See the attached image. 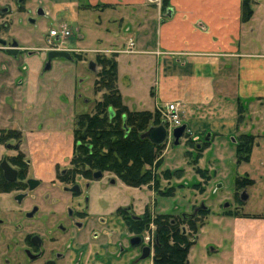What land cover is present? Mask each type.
Listing matches in <instances>:
<instances>
[{
    "label": "flooded vegetation",
    "instance_id": "obj_1",
    "mask_svg": "<svg viewBox=\"0 0 264 264\" xmlns=\"http://www.w3.org/2000/svg\"><path fill=\"white\" fill-rule=\"evenodd\" d=\"M16 1L17 8L21 9L25 0ZM38 11L44 13L42 9ZM8 12V7H0V14L5 13L4 15L7 16ZM4 23L3 16L0 19V34L1 30L7 27ZM73 33L70 37H73ZM57 39H51L52 45H49L46 39V46L40 49L47 54L50 50H65L70 55L69 59L73 56L78 59L83 56L86 57L85 61L88 60V51L82 48L62 47L55 42ZM23 52H25L23 46L15 40L0 35V249L4 248L0 250V264H13L11 261L13 257L18 258L13 260L15 264H120L123 260L126 264H153L155 248L158 244L154 217L159 214L168 215L169 219L179 223V231L182 235L189 234L191 246L194 245L197 233L203 226L206 215L210 213V209L205 205V209L194 212L196 207L203 203L192 204L189 211L181 214L155 213L148 204L140 207L134 206L133 203L119 204L112 209L102 211L92 210L86 195L90 181L101 179L104 175L109 183L119 179L131 187H145L153 195L174 193V185L160 186L156 169L163 163L162 158L165 154L163 150L167 147L170 137L174 144L173 129L185 125L180 141L186 133L187 125L181 122L177 126H170L165 118L156 124L165 128L166 135L159 144L161 148L156 150L152 164L143 162L144 168L151 170L153 178L139 186L129 185L110 170L90 166L86 162L85 155L80 152L82 140L88 134L82 131L83 128L80 131L78 116L91 114L94 111L95 101L91 103L90 100L85 99V102L89 103V108L78 112V97L82 99L84 97L81 95L76 97L75 89L68 99L72 125L69 128L46 126L50 130L49 136L44 138L40 134L44 127L37 120L36 110L33 116L28 112L32 109L30 106L32 102L26 99L29 90L27 77L25 75L22 77L18 69L21 67L25 69V59L33 55V52L22 55ZM19 56H24V60L21 57L19 64L14 63L13 60ZM54 58L48 60L47 55L46 60L44 57L42 70L50 68ZM47 64H49L48 68H46ZM86 65L88 68V63ZM88 70L93 72L95 77L96 63L94 71L89 68ZM35 90L34 93H37V89ZM155 108L161 111L158 105H155ZM153 126L155 125H150L139 133V137L150 139L143 137V134ZM205 134L206 132L203 134L204 143L210 138V133L207 136ZM59 139H65L67 142L53 143V140L56 142ZM198 139V135L191 137L195 149L201 147ZM44 144L50 147H43ZM44 157L57 158L50 169L42 165ZM157 161L160 162L159 165L156 164ZM166 170L170 171L169 168H163L160 170V175L167 181L172 177L182 176L176 177V173L181 172V167L175 168L169 178L164 176ZM208 181L209 179L204 183ZM182 185V182L177 183V186L182 187ZM222 215L227 214L224 211ZM187 220L194 221L195 233L192 232L193 229L188 225ZM131 221L139 223L140 228L131 229L129 226ZM3 228L11 231L13 236L10 235L9 239L5 238ZM136 237H139V242L133 244ZM123 238H127V244H124ZM7 251L11 252L9 257L6 256ZM144 252H147V255L141 258Z\"/></svg>",
    "mask_w": 264,
    "mask_h": 264
},
{
    "label": "rangeland",
    "instance_id": "obj_2",
    "mask_svg": "<svg viewBox=\"0 0 264 264\" xmlns=\"http://www.w3.org/2000/svg\"><path fill=\"white\" fill-rule=\"evenodd\" d=\"M145 1L150 4L147 0ZM16 3V0H0V7L9 8L7 16L4 15L5 13L0 14V19L4 16V24L7 26L4 30H1L0 35L4 38H12L20 46H23L25 52L22 55L28 54L30 51L33 52V55L27 57L25 62L27 67L24 66L25 69L23 67L18 68L22 77L29 73L30 64L28 59L36 62L41 60L42 57H46L47 60V52L40 48L46 46L49 29L57 28L60 22H65L68 26H71L74 33L73 37L64 39L62 43L59 39L55 40L58 45L67 48L98 46V43L94 41L100 40L101 31L94 26L95 14L88 11H78V8L76 9L73 4L66 0H25L21 9L17 8ZM150 5L156 6L152 3ZM39 9H42L44 13H38ZM136 46L140 48L138 43ZM109 52L88 51V56L90 55L88 59L94 60L97 54H104L108 57H112L114 54L113 57L118 66L116 86L124 104L130 110L143 109L150 112L156 110L160 121H162L165 118V109L168 103H166L167 100L156 103L158 94L154 95V88L151 87L155 78L151 75V71L147 73L146 69L145 61L149 55L119 53L116 57L117 53ZM24 56H19L13 62L19 64L22 60L21 57L24 60ZM80 58L82 59L80 60ZM80 58L78 59L75 56L72 59L55 57L52 59L50 68L43 69L38 73L39 88L37 93L35 92L36 96L34 93L35 88L31 91V94L29 93L26 96L27 101L32 102L30 104L32 109L27 111L30 116H33L32 114L36 110L37 120L42 123L43 127L69 128L72 125L73 119L70 117L68 99L71 98L74 89L76 97L79 95L84 97V99L78 97V112L86 111L89 108V103L85 102V99L90 100L91 103L98 98L100 99L102 92L96 93L93 88L94 73L88 70L85 62L86 57L80 56ZM23 63L24 61L22 66ZM98 69L99 67L96 66V71ZM32 87H34V84L31 85ZM227 94L230 95L231 93ZM226 99L228 100L220 97L223 104L219 105L215 102L204 109L195 108L194 105H190L188 102L186 103L189 105H185L180 100L169 102L175 103L179 122L184 123L186 121L187 129L177 145L172 144V137H170L167 147L163 150L165 151L164 158H162L163 163L156 169V175L159 178L161 187L174 185V193L170 195H153L145 187H131L119 179H116L114 183H109L106 180V175H104L101 179L91 180L87 188L86 195L88 196L90 208L92 210L107 211L119 204L133 203L134 206L140 207L143 204H148L155 213L181 214L184 211H189L192 204L199 205L203 203L210 209V213L206 215L208 226L206 225V230L203 231L205 236H202L208 244L210 242L209 246L207 245L208 251L212 246V240H214L212 238L214 236L209 235L211 229L214 228L215 233L216 231L219 233L222 228L218 224L225 225L224 222L219 221L224 211L246 213L262 210L264 207V139L256 137L249 158L238 161L235 153V138L239 139L240 135L248 130L244 125L246 118L244 117V106L238 98ZM155 103L160 107V112L155 108ZM206 115L207 117H204ZM221 116H224L225 120L230 116L234 117L235 129L232 130L231 125L233 124L230 125V123L227 124V121H222L224 119H220ZM195 117H199V119ZM221 126H224L226 131L221 135L218 134L221 133L219 130H216V132L211 130L218 129ZM227 126H229V129H227ZM205 132V136L210 133L209 141L206 143L203 142ZM194 135L199 136L200 146L204 145V149L202 148L203 150L200 151L201 156L197 161V165L205 169L209 179L207 183H204L201 175L196 173L195 165L192 162L197 153L194 143L191 141V137ZM66 142L65 139H59L56 142L53 140L55 144ZM177 167H181L180 175L182 176L180 178L172 177L167 181L160 175V170L163 168H169L172 173ZM246 171L252 172V175L256 177V181L242 187L236 186L238 178H248ZM178 182L183 183L182 187L177 186ZM197 182L200 183V188L201 186L204 187V190L199 191V188L194 189L191 186ZM242 193L246 195L245 199L240 197ZM226 203L228 204L225 205ZM3 229L4 237L9 239L12 232ZM20 237L19 235L18 238ZM122 241L127 244V238H123ZM199 249L200 245L197 244L193 248L192 254ZM0 250H4V248ZM9 254L11 255V252L7 251L6 256L9 257ZM215 256L218 257V255ZM17 259V257L11 258L12 263L15 264L16 262L13 260Z\"/></svg>",
    "mask_w": 264,
    "mask_h": 264
},
{
    "label": "crops",
    "instance_id": "obj_3",
    "mask_svg": "<svg viewBox=\"0 0 264 264\" xmlns=\"http://www.w3.org/2000/svg\"><path fill=\"white\" fill-rule=\"evenodd\" d=\"M66 1L78 11L96 15L94 26L101 31L100 40L94 41L98 46L82 49L110 51L117 53L116 57L119 53L149 55L146 69L155 78L151 87L154 95L158 94L156 103L180 100L204 109L215 102L223 104L220 97L238 98L246 117L244 125L248 130L244 134L264 139V0H254L253 14L247 21H242L241 0H169L167 8L145 0ZM137 43L140 48L135 47ZM28 61L27 95L34 88L38 91V73L45 59ZM226 119L222 121L233 124L234 130V117ZM211 130H219L221 135L225 128ZM49 131L44 127L40 134L45 138ZM55 160L56 157H44L42 165L50 169ZM245 173L251 182L256 181L252 172ZM219 221L225 225L218 224L220 234L211 229L209 235L214 240L208 251L210 242L202 237L208 226L205 219L188 252V264H264V207L258 212L221 215ZM197 244L200 249L194 251V256L192 250Z\"/></svg>",
    "mask_w": 264,
    "mask_h": 264
},
{
    "label": "trees",
    "instance_id": "obj_4",
    "mask_svg": "<svg viewBox=\"0 0 264 264\" xmlns=\"http://www.w3.org/2000/svg\"><path fill=\"white\" fill-rule=\"evenodd\" d=\"M253 2L254 0H241L242 21H247L252 16ZM168 5L169 0H162V8H167ZM113 55L112 57L104 54L95 56L94 62L99 69L95 74L93 88L96 93H102L100 99L95 100L94 111L91 114L86 113L78 116L80 131L83 128L82 131L88 134L82 140L80 152L85 155L86 162L93 168L110 170L119 175L125 183L139 186L153 178L151 170L145 169L143 162L151 165L156 157V150L161 148L159 145L161 142L141 138L139 133L150 125L158 127L159 125L156 124H159L160 119L156 110L153 112L130 110L123 103L116 86L117 63ZM254 138L250 134H241L239 139L235 138V153L238 161L249 158ZM203 147L204 145L195 149L197 153L192 162L196 172L206 181L208 176L205 169L196 166ZM159 163V161L156 162L157 165ZM180 173L177 172L176 176L179 177ZM172 175L171 171L164 172L166 178ZM250 182L251 180L247 177L238 178L236 186L242 187ZM192 186L199 188V191L204 190V187H199V182ZM233 213L239 214L238 212ZM225 214H231V212L225 211ZM186 222L195 233L194 221L187 220ZM154 223L158 244L155 248L153 264H187L186 256L192 244L191 236L189 234L182 235L179 231V223L169 219L168 215H156ZM129 224L131 229L140 228L139 223L131 221Z\"/></svg>",
    "mask_w": 264,
    "mask_h": 264
},
{
    "label": "water",
    "instance_id": "obj_5",
    "mask_svg": "<svg viewBox=\"0 0 264 264\" xmlns=\"http://www.w3.org/2000/svg\"><path fill=\"white\" fill-rule=\"evenodd\" d=\"M19 2H22L23 0H18ZM168 10V9H167ZM39 13H42V11H39ZM169 13H167L168 15ZM48 60H50L51 58L53 57H65V58H70V55L67 51L65 50H50L48 51ZM49 67V64L46 65V68ZM88 68L91 69L92 71L95 70V63L93 60H89L88 61ZM185 130V125L182 124L176 128L173 129L172 131V136L174 138V144H177L178 141H179V138L182 136L183 132ZM166 135V130L165 128L161 125V126H158V127H151L149 128L144 134H143V137H148L150 138L151 140L153 141H156V142H161L163 140V138L165 137ZM241 198L245 199L246 198V195L243 193L241 195ZM206 207L204 206V204H201L200 206L196 207V209L194 210L195 211H198L200 209H205ZM193 214V213H192ZM139 237H136L134 242H132L133 244H137L139 241L138 239ZM147 255V252H144L141 256V258H144L145 256Z\"/></svg>",
    "mask_w": 264,
    "mask_h": 264
},
{
    "label": "built area",
    "instance_id": "obj_6",
    "mask_svg": "<svg viewBox=\"0 0 264 264\" xmlns=\"http://www.w3.org/2000/svg\"><path fill=\"white\" fill-rule=\"evenodd\" d=\"M150 4L160 6L161 0H147ZM73 33V28L68 26L65 22H60L57 28H51L48 32L47 42L51 44V39L58 38L62 43L64 39L70 37ZM58 48V47H57ZM177 106L175 103H168L165 109V119L169 122L170 126H177L180 124L179 117L177 115Z\"/></svg>",
    "mask_w": 264,
    "mask_h": 264
}]
</instances>
